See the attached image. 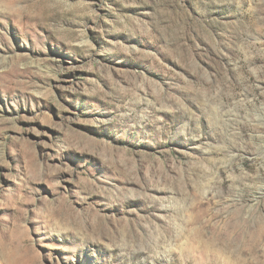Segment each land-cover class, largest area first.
<instances>
[{
	"label": "rangeland",
	"instance_id": "1",
	"mask_svg": "<svg viewBox=\"0 0 264 264\" xmlns=\"http://www.w3.org/2000/svg\"><path fill=\"white\" fill-rule=\"evenodd\" d=\"M0 264H264V0H0Z\"/></svg>",
	"mask_w": 264,
	"mask_h": 264
}]
</instances>
